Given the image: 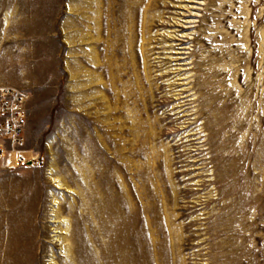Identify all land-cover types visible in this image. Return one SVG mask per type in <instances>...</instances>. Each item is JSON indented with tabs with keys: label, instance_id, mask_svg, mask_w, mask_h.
Instances as JSON below:
<instances>
[{
	"label": "rangeland",
	"instance_id": "rangeland-1",
	"mask_svg": "<svg viewBox=\"0 0 264 264\" xmlns=\"http://www.w3.org/2000/svg\"><path fill=\"white\" fill-rule=\"evenodd\" d=\"M129 1L0 0L34 159L0 156V261H60L110 175L125 264H264V0Z\"/></svg>",
	"mask_w": 264,
	"mask_h": 264
},
{
	"label": "bare ground",
	"instance_id": "bare-ground-1",
	"mask_svg": "<svg viewBox=\"0 0 264 264\" xmlns=\"http://www.w3.org/2000/svg\"><path fill=\"white\" fill-rule=\"evenodd\" d=\"M106 32H108V30ZM112 133H114V132H112ZM112 133H111V135H112ZM92 140H93V138H92ZM98 140H100L99 137H98ZM100 143H101V141H100ZM107 155H108V153H107ZM121 156L122 155H120V157ZM94 162L96 163L97 160ZM93 165H94V163H93ZM97 166H95V167H97ZM124 167H125V165H124ZM100 168H99V171H100ZM94 169H96V168H94ZM102 171L105 172L106 170L103 169ZM120 171H122V169H120ZM48 172H49L48 173L49 177H52L51 168L48 169ZM111 175H113V174H111ZM108 177H106L105 175H103V177H101V178H103V179H101L102 186H103L102 193H100L97 189H93L90 185L91 182L89 183L86 179L87 182H85V183H86L87 188H85V189H87V191H85L86 193L83 192L85 194H81V198H82V205L85 208V211H87V212L86 213H80L79 211H77L79 213L76 217L77 222L75 223L74 228L72 230H70L69 225L71 222L70 223L67 222V224H68L67 229H66V231L64 230L66 232L64 234L65 236L61 237L62 236V234H61V236L59 238L53 237L52 242L58 243V245L60 247V252L63 253L64 255L60 256L59 257L60 261H58V260H56V256H55L56 252H54V248H50V252H49V256H48L49 259L47 260L48 264H125V255H124V250H123V248H124V236H123L124 225L122 222L123 219H122L120 208L116 211V213L112 212L111 203L108 199V197H109L108 194H110V192L112 194L111 189H109L110 192L108 191ZM110 178H111V176H110ZM51 179H53V178H51ZM114 182H115V179H114ZM59 183H61V182H59ZM98 186L100 187V184ZM124 186L125 185L123 184L122 187H124ZM99 187H98V189H100ZM113 194H114V192H113ZM114 195H113V197H115ZM120 203H121L120 198L116 197V206L119 205ZM82 205H80V206H82ZM73 209H74V207H73ZM80 209H81V207H80ZM131 213H133V212H131ZM94 216L98 217V219H99L98 224H96L95 221L93 220ZM56 237H58V236H56ZM111 239H113V243H112ZM61 253H60V255H61Z\"/></svg>",
	"mask_w": 264,
	"mask_h": 264
},
{
	"label": "built area",
	"instance_id": "built-area-1",
	"mask_svg": "<svg viewBox=\"0 0 264 264\" xmlns=\"http://www.w3.org/2000/svg\"><path fill=\"white\" fill-rule=\"evenodd\" d=\"M28 95L18 87L0 86V156L10 152L16 166H27ZM33 160L30 161L33 163Z\"/></svg>",
	"mask_w": 264,
	"mask_h": 264
},
{
	"label": "water",
	"instance_id": "water-1",
	"mask_svg": "<svg viewBox=\"0 0 264 264\" xmlns=\"http://www.w3.org/2000/svg\"><path fill=\"white\" fill-rule=\"evenodd\" d=\"M29 164H32L31 162Z\"/></svg>",
	"mask_w": 264,
	"mask_h": 264
}]
</instances>
